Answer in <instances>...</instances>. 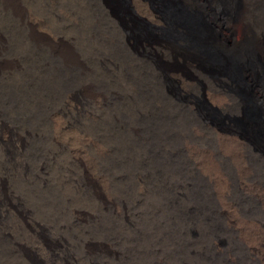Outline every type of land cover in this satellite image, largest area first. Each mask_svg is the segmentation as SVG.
I'll list each match as a JSON object with an SVG mask.
<instances>
[{
    "label": "rangeland",
    "instance_id": "374dc122",
    "mask_svg": "<svg viewBox=\"0 0 264 264\" xmlns=\"http://www.w3.org/2000/svg\"><path fill=\"white\" fill-rule=\"evenodd\" d=\"M8 1L0 0V264H264V252L247 247L249 230L264 235V55L242 43L243 0L177 9L143 0L140 12L110 0L121 26L100 0H19L24 19ZM256 2L254 41L264 48V0ZM227 25L239 47L224 41ZM163 41L221 75L244 111L214 105Z\"/></svg>",
    "mask_w": 264,
    "mask_h": 264
},
{
    "label": "bare ground",
    "instance_id": "6f19581e",
    "mask_svg": "<svg viewBox=\"0 0 264 264\" xmlns=\"http://www.w3.org/2000/svg\"><path fill=\"white\" fill-rule=\"evenodd\" d=\"M2 1V0H1ZM4 1V0H3ZM72 1V0H71ZM122 2V4L126 6V8H129V4L132 3V5H134L136 7V9L140 12V11H148L146 10V6L143 4V0H120ZM19 0H9L7 3V5H9V7L15 11L17 13V15H19L22 19H24V16L26 15L24 13V9L21 7ZM98 2V1H97ZM99 2L102 3V5L105 7V9L108 10L109 15L108 16H112V18L117 20V23L119 24V26L123 25L121 19L118 17L117 12L115 10V6L112 5V2L110 0H100ZM175 8H179L180 4H185L188 6H193L192 1L191 0H172ZM255 2L256 0H243V5H242V10H241V15H240V24L243 27V39H242V43H246V42H254L256 48L260 51V53H262L264 55V48L263 46L260 45L259 42H255V34H254V30H253V9L255 7ZM6 3V2H5ZM34 3V2H33ZM257 3V2H256ZM94 4V3H93ZM258 5V4H257ZM3 6H5L3 4ZM7 7V6H6ZM5 7V8H6ZM124 7V6H123ZM2 8V7H1ZM8 8V7H7ZM125 8V9H126ZM38 9V8H37ZM126 9V10H127ZM10 10V9H8ZM88 10V9H87ZM14 12V13H15ZM107 13V12H106ZM107 13V14H108ZM54 14V13H53ZM256 15V14H255ZM57 18V17H56ZM93 19V18H92ZM53 20V19H52ZM78 20V19H77ZM112 20V19H111ZM165 20V19H164ZM166 21V20H165ZM24 22V21H23ZM22 22V23H23ZM116 23V24H117ZM170 23V22H169ZM256 24V23H255ZM258 24V23H257ZM10 26V25H9ZM170 26H172L170 24ZM258 26V25H257ZM7 28V27H6ZM222 30L224 31V41L226 42H230L232 44V46L234 48L239 47V45H241V42L239 43L235 38H234V26L231 25H227V26H222ZM264 30V28H263ZM3 31V30H2ZM23 31V30H22ZM19 32V31H18ZM9 33V32H8ZM261 35V34H260ZM13 36V35H12ZM95 36V35H94ZM93 36V37H94ZM81 38V37H80ZM87 38V37H86ZM112 38V37H111ZM101 40V39H100ZM23 41V40H22ZM67 41V40H66ZM121 41V40H120ZM79 42V41H78ZM99 42V41H98ZM105 42V41H104ZM148 42V41H147ZM3 40L0 39V56L3 57V53L5 52L4 50V44H3ZM115 43V42H114ZM33 44V43H32ZM48 44V43H47ZM46 44V45H47ZM111 44V43H110ZM147 44V43H146ZM159 48L161 49V51L165 52V55L170 56L172 58H181L183 60V62L188 65L189 67H191L192 69L195 70L196 75H198L200 78H202L204 80V82L207 84V90L208 91V97L210 98L211 102L222 108L223 110H228V109H232L234 110V112L236 113H242L244 111V104L241 101V99L239 97H237L235 94H233L222 82L221 80V75L216 74L215 72H213L212 70L206 68L205 66L202 65V63L193 55L187 54V55H183L180 53L179 49L172 44L171 42H167V41H163V42H157ZM22 45V44H21ZM54 45V44H53ZM48 46V45H47ZM60 46V45H59ZM58 46V47H59ZM69 46V45H68ZM87 46V45H86ZM67 47V46H66ZM101 47V46H100ZM90 48V47H89ZM20 49V48H19ZM49 49L51 50V52L55 55H57V57H62L63 59H66L67 62L69 63H75L72 62L75 60V58H73L71 56V54L67 53L69 50H67L66 52H63L65 54H63L62 52H57L55 51L53 48H51L49 46ZM122 50V49H121ZM2 52V54H1ZM110 52V51H109ZM76 53V52H75ZM74 53V55H75ZM82 54V53H81ZM164 54V53H163ZM41 56V55H40ZM108 56V55H107ZM21 57V56H20ZM123 57V56H122ZM167 58V57H166ZM10 59V58H9ZM43 59V58H42ZM4 60V59H3ZM54 61V60H53ZM78 61V60H77ZM124 61V60H123ZM129 61V60H128ZM19 62V61H18ZM182 62V61H181ZM132 63V62H130ZM136 68L139 71V73L143 72L144 74L149 75L150 77H152L153 79H155L156 81L160 80L162 78V74H158L155 72V70L153 69L154 67H150V66H144L142 64H138L136 63ZM133 65V64H132ZM152 65V64H151ZM104 66V65H103ZM7 69H13L15 68V63H12V61H7L4 63V68ZM17 68V67H16ZM134 69V67H132ZM96 72V71H95ZM137 73V72H136ZM142 74V73H141ZM137 75V74H136ZM139 75V74H138ZM165 75V74H164ZM183 75V74H182ZM122 76V75H121ZM113 77V76H112ZM109 78V77H108ZM146 78V77H145ZM251 78V77H250ZM123 79V78H122ZM141 79V78H140ZM9 80V79H8ZM119 81V80H118ZM142 81V80H141ZM111 82V81H110ZM160 83V82H158ZM85 84V83H84ZM86 86V85H85ZM125 86V85H124ZM121 87V86H120ZM258 91H259V95L260 98L262 99V101H264V85L259 86L258 87ZM73 93V92H72ZM80 93V92H79ZM35 95V94H34ZM88 97L89 99H91L92 97L94 98L96 96L95 90L92 87L85 88L84 91V97ZM98 97V96H97ZM137 97V96H135ZM73 101H77L78 100V95L76 94V92L73 93V96L71 97ZM117 98V97H116ZM92 100V99H91ZM97 100V99H96ZM80 102V101H79ZM85 102V101H84ZM42 104V103H41ZM129 106V105H128ZM137 107V106H136ZM12 109V108H11ZM21 110V109H20ZM24 110V109H23ZM55 115V114H54ZM117 116V115H116ZM187 118V117H186ZM78 120V119H77ZM50 121V120H49ZM61 122V121H60ZM148 122V121H147ZM54 123V122H53ZM62 123V122H61ZM60 123V124H61ZM180 123V122H179ZM68 124V123H67ZM62 126V124H61ZM64 127V126H63ZM58 128V127H57ZM59 129V128H58ZM57 129V130H58ZM62 131V130H61ZM113 131V130H112ZM139 131V130H138ZM192 131V130H191ZM203 131V130H202ZM2 132V131H1ZM160 132V131H159ZM183 135V134H182ZM30 136V135H29ZM17 137V136H16ZM177 138V137H176ZM182 138V136H181ZM46 139V138H45ZM56 139V138H55ZM234 140L237 142V144H243L241 141V135L240 133H237V136L234 137ZM244 142V141H243ZM58 143V142H57ZM134 143V142H133ZM57 145V144H56ZM59 145V144H58ZM235 145V144H234ZM236 146V145H235ZM191 147V146H190ZM189 147V148H190ZM72 149V148H71ZM232 151V150H231ZM239 151V150H238ZM214 152V151H213ZM234 152V151H233ZM237 152V151H236ZM235 153V152H234ZM53 154V153H52ZM80 155V154H79ZM231 156V155H230ZM76 157V156H75ZM79 157V156H78ZM80 158V157H79ZM127 158V157H126ZM130 160V159H129ZM241 159H239L240 161ZM84 161V160H83ZM207 161V160H206ZM238 161V163H239ZM215 162V161H214ZM34 163V162H33ZM86 163V162H85ZM210 163V162H209ZM217 162H215L216 164ZM212 165V164H211ZM245 165V164H244ZM208 166H210L208 164ZM214 166V165H213ZM204 167V165H203ZM241 167V166H240ZM62 168V167H61ZM206 168V167H205ZM40 169V168H39ZM210 169V168H208ZM224 169V168H223ZM162 170V169H161ZM7 171V170H6ZM63 171V170H62ZM208 172V171H207ZM218 173V171H217ZM222 173V172H219ZM218 173V174H219ZM64 174V173H63ZM251 174V173H250ZM70 175V174H69ZM210 175V174H209ZM215 175V174H214ZM261 175V174H259ZM160 176V175H159ZM217 176V175H216ZM250 176V175H247ZM252 176V175H251ZM213 177V176H211ZM220 178V177H219ZM23 179V178H22ZM151 179V178H150ZM214 179V178H213ZM244 179V178H243ZM228 180V179H227ZM246 181V180H245ZM225 182V181H224ZM228 182V181H227ZM30 183V182H29ZM222 184V183H221ZM227 184V183H226ZM239 184V183H238ZM237 184V186H238ZM243 184V183H242ZM197 185V184H196ZM224 185V184H223ZM184 186V185H183ZM219 187V186H218ZM222 187V186H221ZM226 187V186H225ZM228 187V186H227ZM239 187V186H238ZM248 187V186H247ZM252 187V186H251ZM264 187V186H263ZM98 188V187H97ZM60 189V188H59ZM231 189V188H230ZM240 189H242L240 187ZM252 189V188H251ZM256 189V188H255ZM258 189V188H257ZM260 189V188H259ZM40 190V189H39ZM92 190V189H91ZM98 190V189H97ZM164 190V189H163ZM220 190V188H219ZM247 190V189H246ZM259 191V190H256ZM94 192V191H93ZM95 193V192H94ZM93 193V194H94ZM220 194V193H219ZM224 194V193H223ZM260 194V193H259ZM91 195V194H90ZM227 195V194H226ZM230 195V194H229ZM36 196V195H35ZM41 196V195H40ZM86 196V195H85ZM101 196V195H100ZM253 196V195H252ZM104 197V196H103ZM210 197V196H209ZM226 197V196H225ZM263 197V196H262ZM84 198V197H83ZM99 198V197H98ZM229 198V197H228ZM226 199V198H225ZM263 199V198H262ZM100 200V199H99ZM98 200V201H99ZM260 200V198H259ZM13 201V200H12ZM103 201V200H102ZM232 201V200H231ZM100 202V201H99ZM144 203V202H143ZM261 203V202H260ZM108 204V202H107ZM235 204V203H234ZM264 203H262L263 205ZM72 205V204H71ZM224 205V204H223ZM109 206V205H108ZM234 206V205H233ZM260 206V205H259ZM44 207V206H43ZM11 208V207H10ZM103 208V207H102ZM246 208V207H245ZM61 209V208H60ZM222 209V208H221ZM236 210V208H234ZM223 210V209H222ZM229 210V209H228ZM120 211V210H119ZM223 212V211H222ZM225 212V211H224ZM223 212V213H224ZM67 214V213H66ZM228 214V213H227ZM226 214V215H227ZM225 215V217H226ZM232 215V214H228ZM81 216V215H80ZM236 216V215H235ZM35 217V216H34ZM82 217V216H81ZM227 218V217H226ZM229 219V218H228ZM233 219V218H232ZM250 219V218H248ZM255 219V218H254ZM259 221L261 218H257ZM255 219V220H257ZM51 220V218H50ZM254 220V221H255ZM262 220V219H261ZM254 221L252 223H254ZM114 221H112L113 223ZM150 222V221H149ZM230 222V221H229ZM237 222V221H236ZM251 222V221H250ZM29 224V223H28ZM95 224V223H94ZM236 224V223H235ZM237 225V224H236ZM99 226V225H98ZM105 226V225H104ZM114 226V225H113ZM239 226V225H238ZM243 226V224H242ZM241 226V227H242ZM261 226V225H259ZM59 227V226H58ZM108 227V226H107ZM112 227V226H111ZM234 227V226H233ZM258 227V226H257ZM238 229V228H237ZM242 229V228H241ZM259 229V228H258ZM253 230V229H252ZM255 230V229H254ZM260 230V229H259ZM228 231V230H227ZM236 231V230H235ZM234 231V232H235ZM233 232V231H232ZM248 232V231H247ZM249 232H251L249 230ZM249 232L247 233V247L248 249L252 252V253H257L259 254L260 252H264L259 249L261 247H263V243H261L260 241H264V235L258 236V234H249ZM261 232V231H260ZM262 233V232H261ZM260 233V234H261ZM264 233V232H263ZM234 234V233H233ZM129 235V234H128ZM53 238V237H52ZM1 239V238H0ZM20 239V238H19ZM141 239V238H140ZM35 240V239H34ZM50 240V239H49ZM217 240V239H216ZM1 242V241H0ZM22 242V241H21ZM34 242V241H33ZM47 242V241H46ZM18 243V242H17ZM216 243V242H215ZM213 242V244H215ZM219 243V242H218ZM38 244V243H36ZM35 244V245H36ZM217 244V243H216ZM24 245V244H23ZM26 245V244H25ZM203 245V244H202ZM207 245V244H206ZM218 245V244H217ZM234 245V244H233ZM239 245V244H238ZM125 246V245H124ZM200 245H198L197 247H199ZM208 246V245H207ZM236 246V245H235ZM240 246V245H239ZM238 246V248H240ZM261 246V247H260ZM12 247V246H11ZM204 247V246H203ZM216 247V246H215ZM195 248V247H194ZM193 248V249H194ZM205 248V247H204ZM44 249V248H43ZM215 249V248H214ZM219 249V248H218ZM192 250V249H191ZM207 251V248L205 249ZM221 250V249H220ZM223 250V249H222ZM231 250V249H230ZM100 251V250H99ZM201 251V250H200ZM204 251V252H206ZM208 251H210L208 249ZM216 251V250H215ZM242 251V250H241ZM38 252V251H37ZM74 252V251H73ZM52 253V252H51ZM86 253V252H85ZM241 253V252H240ZM250 253V252H249ZM24 255V254H23ZM101 255V254H100ZM251 255V254H250ZM97 256V255H96ZM145 256V255H144ZM21 257V255H20ZM230 257V256H229ZM228 257V258H229ZM263 257V256H262ZM227 259V258H226ZM257 259V258H256ZM224 260V259H222ZM235 260V258H234ZM237 260V259H236ZM261 260H263L261 258ZM53 261V260H51ZM120 261V260H119ZM144 261V260H143ZM198 261V260H197ZM243 261V260H242ZM260 261V260H259ZM258 261V262H259ZM117 262V261H116ZM202 262V261H201ZM223 262V261H222ZM228 262V261H227ZM225 262V263H227ZM207 263V262H206ZM212 264V263H210ZM229 264V263H228ZM243 264V262L241 263ZM248 264V263H245Z\"/></svg>",
    "mask_w": 264,
    "mask_h": 264
}]
</instances>
